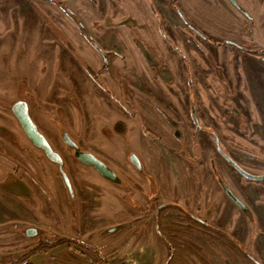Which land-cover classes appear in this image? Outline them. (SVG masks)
I'll return each instance as SVG.
<instances>
[{"label": "rangeland", "instance_id": "374dc122", "mask_svg": "<svg viewBox=\"0 0 264 264\" xmlns=\"http://www.w3.org/2000/svg\"><path fill=\"white\" fill-rule=\"evenodd\" d=\"M234 1L0 0V191L11 195L7 203L0 194V264L63 238L72 242L24 264H98L81 245L107 264H264V180L239 174L214 141L264 175V0ZM20 100L60 154L74 203L57 165L13 116ZM63 132L121 185L76 161ZM130 154L178 203L160 216L161 241L153 183L143 181L141 200ZM166 239L174 250L162 249L157 263Z\"/></svg>", "mask_w": 264, "mask_h": 264}, {"label": "flooded vegetation", "instance_id": "af4514ba", "mask_svg": "<svg viewBox=\"0 0 264 264\" xmlns=\"http://www.w3.org/2000/svg\"><path fill=\"white\" fill-rule=\"evenodd\" d=\"M93 46L96 48V49H98V51L100 52V53H103V54H106V53H104L100 48H98L95 44H93ZM105 60H106V57H105ZM107 70V66H104V68H103V72H105ZM99 73H97V74H93V78L94 79H96V80H98V78H99ZM17 102H25V101H23V100H20V101H17ZM17 102H15V103H17ZM14 103V104H15ZM26 104H27V102H25ZM12 107V106H11ZM27 107H28V104H27ZM11 112H12V110H11ZM28 113H29V116H30V118H31V120L34 122V120L32 119V117H31V115H30V112H29V107H28ZM13 114V113H12ZM14 116V115H13ZM15 117V116H14ZM17 120V119H16ZM19 123V122H18ZM34 124L36 125V123L34 122ZM36 127H37V125H36ZM23 130V129H22ZM37 130L39 131V129L37 128ZM24 132V131H23ZM39 133L45 138V140L48 142V144L50 145V147L52 148V150L54 151V152H56L59 156H60V154L57 152V151H55L54 149H53V147H52V145L49 143V141H48V139L39 131ZM25 134V133H24ZM26 135V134H25ZM64 135V136H63ZM27 137V136H26ZM27 139L30 141V139L27 137ZM215 139H217V138H215ZM215 139H214V141H215ZM61 140L64 142V144L67 146V147H69L71 150H72V153H73V156H74V158H75V160L76 161H78L79 163H81L82 165H84V166H86V167H91V166H89V165H85V164H83L82 162H80L79 161V159H77L76 158V156H75V152H76V150H78V151H84V150H81L78 146H77V144L73 141V139L66 133V132H63L62 133V135H61ZM65 140H70L74 145H75V147L74 148H72V147H70L68 144H67V142L65 141ZM30 143H31V141H30ZM32 144V143H31ZM33 145V144H32ZM34 146V145H33ZM35 147V146H34ZM216 147V146H215ZM220 147V146H219ZM37 148V147H36ZM38 150H40V151H42L41 149H39V148H37ZM221 149V148H220ZM216 150H217V152L219 153V155L220 156H222V154L218 151V149L216 148ZM43 152V151H42ZM84 152H87V153H89V154H92L91 152H88V151H84ZM44 153V152H43ZM224 154V153H223ZM45 155V154H44ZM93 156H95L94 154H92ZM45 157H46V155H45ZM96 157V156H95ZM131 157L132 158H134V159H136L138 162H139V166H136L133 162H132V160H131ZM223 157V156H222ZM47 158V157H46ZM60 158H61V156H60ZM97 158V157H96ZM224 158V157H223ZM48 159V158H47ZM97 159H99V158H97ZM49 160V159H48ZM61 160H62V158H61ZM100 160V159H99ZM128 160H129V162L131 163V166H132V168L134 169V170H136V173H137V177H139L140 178V182H138L137 181V185H138V191H136V192H138L139 193V195L141 194V200L143 199V191H139V190H141V188H142V185H143V183L144 182H148V183H150L151 181H152V183H153V186H154V188L152 187V189H151V193H153L152 194V197H154V200H152V204H151V214H153V217H156V221H158V223H159V221H160V223H159V228H158V238H159V240L161 241V240H163V238L161 239L160 238V236H162V232H161V230H160V226H161V220L162 219H160V216H161V214H163L164 212H165V210H167V209H169V207L171 206H176V207H178V203L177 202H175V201H171L170 199H172V198H165L163 195H162V193L160 192V189H159V185L158 184H160V181L158 182V179H156L155 178V176L154 175H149V174H145V171H144V166H143V164H142V162H141V160L139 159V157L136 155V154H130L129 155V157H128ZM50 161V160H49ZM101 161V160H100ZM51 162V161H50ZM101 162H103V161H101ZM53 164H55V165H57V167H58V169H59V172H60V174H61V177H62V179H63V176H62V172H64L63 171V161H62V167L60 168V166L58 165V164H56V163H54V162H52ZM104 163V162H103ZM105 164V163H104ZM106 165V164H105ZM107 166V165H106ZM108 167V166H107ZM92 168V167H91ZM108 168H110V167H108ZM93 169V168H92ZM111 169V168H110ZM94 170V169H93ZM112 170V169H111ZM95 171V170H94ZM113 171V170H112ZM96 172V171H95ZM116 175H117V173L115 172V171H113ZM65 173V172H64ZM97 173V172H96ZM67 176V175H66ZM117 177L119 178V182L118 183H114V182H111V181H109V180H107V179H105L106 181H108V182H110L111 184H113V185H121V182H122V180H121V178L117 175ZM67 178H68V176H67ZM103 178V177H102ZM69 179V178H68ZM104 179V178H103ZM146 180V181H145ZM15 181V180H14ZM144 181V182H143ZM63 182H64V180H63ZM69 183H70V188L69 187H67V185L65 184V182H64V185H65V187H66V190L68 191V196H69V198H70V203L71 202H73L74 203V201H75V198H77L76 197V191H74L73 190V188H72V185H71V182H70V180H69ZM151 183V184H152ZM221 183V182H220ZM13 186V185H12ZM17 186L18 187H22L23 189H24V187L25 186H22V184H20V183H17ZM122 188H125V187H123L122 186ZM174 190V189H173ZM27 191V190H26ZM25 191V192H26ZM172 192V193H171ZM169 191V193L167 194V195H171V194H173L174 192L173 191ZM182 193V192H181ZM183 194V193H182ZM182 196V195H181ZM151 196H148V197H146L145 196V199L146 200H149V198H150ZM181 198V197H180ZM153 199V198H152ZM166 199H167V202H166ZM229 199V198H228ZM230 200V199H229ZM231 201V200H230ZM232 202V201H231ZM124 203H125V205L127 206H129L130 204H128V202L127 201H124ZM138 203V202H137ZM233 203V202H232ZM139 204V203H138ZM140 204H142V203H140ZM244 204V203H243ZM245 205V204H244ZM236 206V205H235ZM246 206V205H245ZM237 207V206H236ZM129 208H131L130 206H129ZM140 208V209H139ZM238 208V207H237ZM139 209V210H138ZM142 209H143V206L142 205H140V206H136V208L134 209L136 212H138V215H139V213H140V211H142ZM239 209V208H238ZM132 210V209H131ZM240 210V209H239ZM241 211V210H240ZM248 211V208H247V206H246V210L245 211H241V212H243V213H246ZM132 212V211H131ZM133 213V212H132ZM205 214H207L208 215V210L206 211L205 210ZM190 217L191 218H193L197 223H199L200 224V226H202L203 228H206L208 225H207V222L205 221V219H203V218H201V216H192V215H190ZM119 230V229H118ZM114 232H117V230L116 231H114ZM113 232V233H114ZM216 232H219V230H216ZM220 233V232H219ZM112 234V233H111ZM221 235H223L224 236V234L223 233H220ZM170 235H173V234H170ZM163 243H164V245L162 246V247H157L158 248V250H156L155 252H156V256H155V259H156V262L158 263V259H159V255H157V253L159 254V252H163L162 251V249H164V252H172L173 250H174V246H173V244H171L167 239L166 240H164V241H162ZM84 249H86L90 254H91V256H92V258L94 259V262H97L98 264H107L106 263V260H105V258H104V256L102 257V255L100 254V251L97 249V248H95L94 246H90V245H81ZM181 247H183L182 245H180L179 244V248H181ZM129 248H131V246H126L124 249H129ZM135 248V247H134ZM135 249H140V247H136ZM170 258V257H169ZM167 263V260H166V262L164 261V263L163 264H166ZM229 263V262H228ZM48 264H59V262H53V260H51Z\"/></svg>", "mask_w": 264, "mask_h": 264}, {"label": "water", "instance_id": "95a60500", "mask_svg": "<svg viewBox=\"0 0 264 264\" xmlns=\"http://www.w3.org/2000/svg\"><path fill=\"white\" fill-rule=\"evenodd\" d=\"M232 4L236 7L237 3L234 0H230ZM12 113L19 122L21 128L23 129L24 133L26 136L30 139L31 143L41 149L46 157L51 161L62 167V160L60 156L52 150L48 142L45 140V138L39 133L37 130L36 125L34 122L31 120L29 113H28V107L25 102H17L12 105L11 107ZM192 116H193V121L196 125L197 130L200 129L197 119L195 118V112H194V107H192ZM64 136V135H63ZM67 144L74 148L75 145L70 141V140H65ZM215 146L218 149V151L222 154L224 159L243 177L246 179L254 180V181H260L264 180V175H253L245 170H243L235 161H233L230 157L226 156L223 154L221 151L218 140L215 139ZM75 156L77 159H79L80 162H82L85 165L91 166L101 177L104 179H107L111 182L118 183L120 180L117 177V175L110 169L108 168L103 162H101L99 159H97L95 156L92 154H89L84 151H78L76 150ZM132 162L136 165L139 166V162L131 157ZM63 180L67 187L70 188V183L69 179L67 178L66 174L62 172ZM221 186L223 188L224 193L226 196L233 202L234 205H236L241 211L246 210V206L243 204V202L229 189L224 183H221ZM116 227L109 228L107 230L108 233H113L116 231ZM39 232L37 229L34 228H28L25 230V234L29 237H33L37 235ZM225 264H229L227 261Z\"/></svg>", "mask_w": 264, "mask_h": 264}, {"label": "trees", "instance_id": "16d2710c", "mask_svg": "<svg viewBox=\"0 0 264 264\" xmlns=\"http://www.w3.org/2000/svg\"><path fill=\"white\" fill-rule=\"evenodd\" d=\"M70 242H72L71 239L63 238L61 240L55 241V242L48 244L46 246H44L43 244L38 245L37 247L30 250L28 253L21 256L17 261L13 262L12 264H24L28 259H30L31 257H33L37 254L44 253L47 250H49L52 247H55L57 245L64 244V243H70Z\"/></svg>", "mask_w": 264, "mask_h": 264}, {"label": "crops", "instance_id": "0c3cea01", "mask_svg": "<svg viewBox=\"0 0 264 264\" xmlns=\"http://www.w3.org/2000/svg\"><path fill=\"white\" fill-rule=\"evenodd\" d=\"M0 194H2V197L4 198V200H5V202H10L11 201V195L9 194V193H4V192H1L0 191ZM6 214H7V216H8V211H6ZM8 220H10L11 219V217H9L8 216ZM32 258V257H31ZM27 262V261H26Z\"/></svg>", "mask_w": 264, "mask_h": 264}]
</instances>
